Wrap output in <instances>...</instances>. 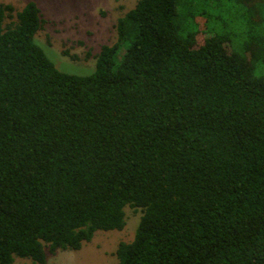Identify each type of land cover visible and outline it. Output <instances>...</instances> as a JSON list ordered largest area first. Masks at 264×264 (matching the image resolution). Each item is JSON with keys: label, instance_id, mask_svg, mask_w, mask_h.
I'll return each mask as SVG.
<instances>
[{"label": "trees", "instance_id": "trees-1", "mask_svg": "<svg viewBox=\"0 0 264 264\" xmlns=\"http://www.w3.org/2000/svg\"><path fill=\"white\" fill-rule=\"evenodd\" d=\"M214 1L136 0L86 74L37 42L36 2H0V264L121 230L125 206L118 264H264V0Z\"/></svg>", "mask_w": 264, "mask_h": 264}, {"label": "rangeland", "instance_id": "rangeland-1", "mask_svg": "<svg viewBox=\"0 0 264 264\" xmlns=\"http://www.w3.org/2000/svg\"><path fill=\"white\" fill-rule=\"evenodd\" d=\"M29 0H0L11 3L16 10ZM45 20L43 28L36 33L37 42L60 70L86 74L94 69L95 56L102 44L115 39V24L119 16L130 9L136 0H33ZM229 1L195 0L188 9L206 8L210 15H224V4ZM217 4H219L217 6ZM183 14V7H178ZM222 13H221V12ZM186 30L194 28L184 17ZM216 24L220 21L216 18ZM219 28V27H218ZM67 51L68 54H65ZM74 57H73V56ZM254 73L264 77V64L256 63ZM125 225L121 230H98L90 241L77 250L57 249L48 251L45 264H118L115 249L120 241H130L139 221L140 210L125 206ZM11 264H38L28 258L16 257Z\"/></svg>", "mask_w": 264, "mask_h": 264}]
</instances>
